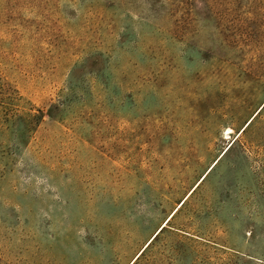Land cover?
Segmentation results:
<instances>
[{
	"label": "rangeland",
	"instance_id": "1",
	"mask_svg": "<svg viewBox=\"0 0 264 264\" xmlns=\"http://www.w3.org/2000/svg\"><path fill=\"white\" fill-rule=\"evenodd\" d=\"M0 264H264V0H0Z\"/></svg>",
	"mask_w": 264,
	"mask_h": 264
},
{
	"label": "water",
	"instance_id": "2",
	"mask_svg": "<svg viewBox=\"0 0 264 264\" xmlns=\"http://www.w3.org/2000/svg\"><path fill=\"white\" fill-rule=\"evenodd\" d=\"M158 232H159V231H158ZM158 232H157V233H158ZM157 233H156V234H157ZM156 234H155V235H156ZM155 235L153 234L152 238H153Z\"/></svg>",
	"mask_w": 264,
	"mask_h": 264
},
{
	"label": "trees",
	"instance_id": "3",
	"mask_svg": "<svg viewBox=\"0 0 264 264\" xmlns=\"http://www.w3.org/2000/svg\"><path fill=\"white\" fill-rule=\"evenodd\" d=\"M155 238V237H154Z\"/></svg>",
	"mask_w": 264,
	"mask_h": 264
}]
</instances>
